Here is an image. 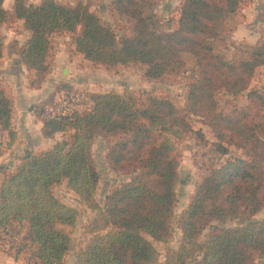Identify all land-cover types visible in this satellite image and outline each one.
<instances>
[{
	"label": "trees",
	"instance_id": "16d2710c",
	"mask_svg": "<svg viewBox=\"0 0 264 264\" xmlns=\"http://www.w3.org/2000/svg\"><path fill=\"white\" fill-rule=\"evenodd\" d=\"M0 0V21L7 11ZM240 0H184L177 25L171 30L151 27L139 0H114L115 7L135 19L133 32L117 37L88 5L58 0H13V14L23 20L30 34L20 51L28 69L36 74L48 68L49 35L58 30L73 33L76 50L93 62L113 66L140 62L144 75H163L181 51L192 52L199 75L190 81L185 104L177 106L170 98L148 94L140 102L132 94L96 91L93 106L83 113L62 117H42L41 133L53 136L72 130L38 152L28 150L14 171L5 173L0 183V241L8 227L25 224L32 245V257L42 264H57L67 252L71 237L64 225H72L77 210L61 201L52 185L66 178L68 186L84 199L92 198L99 174L91 146L99 131L126 133L108 150L113 167L137 164L138 172L129 181L105 196L99 223L111 226L95 234L78 254V264H158V253L147 238L164 240L170 232L178 156L174 139L191 130L189 117L199 116L211 128L215 149L226 152L224 141L242 148L245 156L227 158L211 166L195 182L186 207L179 215L182 238L177 258L190 256L188 248L206 219L224 221L240 214H253L264 203V93L248 88L255 69L264 64V40L251 45L244 58L226 60L212 51L207 41L216 34L227 13L236 11ZM264 20V5L261 8ZM3 41L0 38V56ZM60 82L56 91L66 85ZM225 87L236 93L247 89L248 103L229 112L217 111L215 90ZM54 92L35 104L40 115ZM12 103L0 84V129L8 142L15 139L11 122ZM203 254L192 264H251L254 252L263 258L264 217L248 219L233 226L211 225L202 244ZM26 264H29L26 261Z\"/></svg>",
	"mask_w": 264,
	"mask_h": 264
},
{
	"label": "rangeland",
	"instance_id": "374dc122",
	"mask_svg": "<svg viewBox=\"0 0 264 264\" xmlns=\"http://www.w3.org/2000/svg\"><path fill=\"white\" fill-rule=\"evenodd\" d=\"M28 2H39L40 0H27ZM64 3L76 4L78 1L88 5L97 13L104 24L110 25L117 37L129 35L133 32L135 19L115 7L114 0H58ZM143 14L150 16L152 28L157 30H171L176 27L180 6L184 0H139ZM10 0L4 1L7 16L0 21V38L3 41L2 50H19L26 38V29L13 13L9 12ZM264 0H240L235 12L227 13L217 26L216 34L208 38L212 51L223 56L226 60L238 61L247 54V49L264 40V20L261 16V8ZM50 49L53 50L59 40L65 44V50H74L71 47L73 33L66 30H58L49 35ZM49 53V52H48ZM85 58V57H84ZM87 59V58H86ZM80 66L75 76L82 78L85 73L82 69L87 67L90 79L95 84L74 85L67 83L62 88L79 86L84 88L91 96L96 91H114L134 95L138 101L145 100L148 94L165 96L170 98L177 106L185 104L186 92L193 77L199 75L196 56L190 51H181L180 59L173 62L167 71L156 78H148L144 75L145 65L140 62L117 63L106 66L91 60L84 61L82 56L75 58ZM85 69V68H84ZM75 71V69H74ZM81 81V80H79ZM248 88H256L264 93V64L258 66L248 84ZM61 89V88H60ZM57 90L56 92H58ZM247 89L232 93L225 87L215 90L217 111L229 112L236 106H244L248 103L246 98ZM54 101L52 95L51 101ZM191 130L182 138L174 139L175 152L178 156L177 183L173 213L170 218V232L164 239H155L149 235L158 253V264H192L194 260L203 254L202 244L207 238L211 225L233 226L246 222L248 219H261L264 217V203L253 214H240L236 217H228L224 221L206 219L201 224L200 231L195 236L196 244L188 248L190 254L185 260L177 258L180 247L182 230L179 215L188 204L194 189L195 182L208 171L211 166L224 162L227 158L245 156L242 148L234 143L224 141L226 152L215 149L212 141L215 137L211 128L199 116L189 117ZM0 133V144L2 148L7 144L5 132ZM64 138L70 140L72 130L64 131ZM263 141L261 147L264 149V132L260 133ZM127 136L126 133L108 134L99 131L92 142L91 153L94 164L99 174L92 198L84 199L68 184L66 178L52 185L53 193L66 204L77 210L76 220L72 225H67L71 241L69 248L61 262L57 264H78V254L84 249L87 242L97 233H104L111 226H103L99 223L101 207L105 196L114 188L121 186L138 172L137 164L122 163L113 167L107 157L109 148L117 141ZM43 147V145H40ZM39 147V148H40ZM5 175V172H4ZM3 175V176H4ZM29 234L25 224H12L8 227V233L0 241L2 247L10 253H21L29 264H42L32 257V245L28 240ZM1 248V247H0ZM251 264H259L261 258L254 252Z\"/></svg>",
	"mask_w": 264,
	"mask_h": 264
},
{
	"label": "crops",
	"instance_id": "0c3cea01",
	"mask_svg": "<svg viewBox=\"0 0 264 264\" xmlns=\"http://www.w3.org/2000/svg\"><path fill=\"white\" fill-rule=\"evenodd\" d=\"M9 3V12L13 13V0H10ZM17 19L23 23L22 19ZM26 33L24 43L21 44L19 50H2L0 56V84L11 99V122L12 128L15 130V139L12 143L7 142L3 148V144H0V183L4 177V172L14 171L28 150L38 152L46 149L65 135L64 131H57L53 136H44L41 133L42 115L41 113L40 115L36 114L35 104L52 92H54L55 98L57 94L55 88L60 82L90 86L95 84L90 79L87 67L82 69V73H85L82 78L79 79L75 76L78 69L80 70L75 58L81 55L84 61L88 59L76 50L73 41H71V47L74 50H65V43L59 40V44L54 45L53 50L48 51V68L45 72L36 74L33 70L28 69L20 57V51L30 34L28 29H26ZM2 131L7 136L6 131L0 129V133ZM6 140H9L8 136ZM40 145H43V147H40ZM66 226L64 225L67 230ZM0 247V264H26L21 253L17 255L16 251L14 253L6 251L1 242Z\"/></svg>",
	"mask_w": 264,
	"mask_h": 264
},
{
	"label": "built area",
	"instance_id": "2783aa9c",
	"mask_svg": "<svg viewBox=\"0 0 264 264\" xmlns=\"http://www.w3.org/2000/svg\"><path fill=\"white\" fill-rule=\"evenodd\" d=\"M93 106V100L88 92L79 86L61 88L53 102L46 103L41 108L42 117H62L75 113H83Z\"/></svg>",
	"mask_w": 264,
	"mask_h": 264
}]
</instances>
